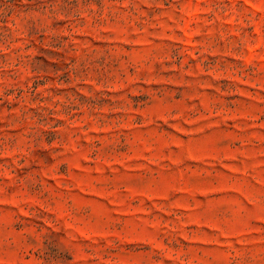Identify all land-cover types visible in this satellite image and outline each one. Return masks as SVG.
<instances>
[{
	"label": "rangeland",
	"instance_id": "rangeland-1",
	"mask_svg": "<svg viewBox=\"0 0 264 264\" xmlns=\"http://www.w3.org/2000/svg\"><path fill=\"white\" fill-rule=\"evenodd\" d=\"M0 264H264V0H0Z\"/></svg>",
	"mask_w": 264,
	"mask_h": 264
}]
</instances>
